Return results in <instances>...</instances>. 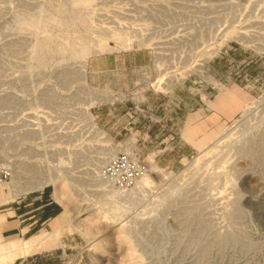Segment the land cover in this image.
<instances>
[{
    "label": "rangeland",
    "instance_id": "374dc122",
    "mask_svg": "<svg viewBox=\"0 0 264 264\" xmlns=\"http://www.w3.org/2000/svg\"><path fill=\"white\" fill-rule=\"evenodd\" d=\"M3 175L0 264H264V0H0Z\"/></svg>",
    "mask_w": 264,
    "mask_h": 264
},
{
    "label": "crops",
    "instance_id": "0c3cea01",
    "mask_svg": "<svg viewBox=\"0 0 264 264\" xmlns=\"http://www.w3.org/2000/svg\"><path fill=\"white\" fill-rule=\"evenodd\" d=\"M35 210H37V225H55V221H59L62 214L61 206L52 198L44 196L41 192L35 197ZM17 207L13 210V213L0 212V237H3L6 233H21L28 232V227L25 226V219L21 218V215H17ZM38 227V226H36ZM43 246L32 247L30 252L35 253L42 249Z\"/></svg>",
    "mask_w": 264,
    "mask_h": 264
},
{
    "label": "built area",
    "instance_id": "2783aa9c",
    "mask_svg": "<svg viewBox=\"0 0 264 264\" xmlns=\"http://www.w3.org/2000/svg\"><path fill=\"white\" fill-rule=\"evenodd\" d=\"M6 175L0 176V182L2 181V178H5Z\"/></svg>",
    "mask_w": 264,
    "mask_h": 264
},
{
    "label": "bare ground",
    "instance_id": "6f19581e",
    "mask_svg": "<svg viewBox=\"0 0 264 264\" xmlns=\"http://www.w3.org/2000/svg\"><path fill=\"white\" fill-rule=\"evenodd\" d=\"M142 182H143V183H145V182H146V180H143Z\"/></svg>",
    "mask_w": 264,
    "mask_h": 264
}]
</instances>
